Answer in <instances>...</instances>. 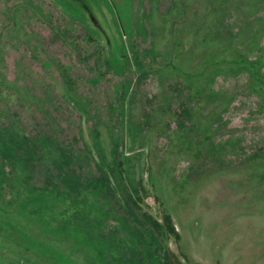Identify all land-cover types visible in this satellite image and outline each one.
<instances>
[{
    "label": "rangeland",
    "instance_id": "obj_1",
    "mask_svg": "<svg viewBox=\"0 0 264 264\" xmlns=\"http://www.w3.org/2000/svg\"><path fill=\"white\" fill-rule=\"evenodd\" d=\"M192 262L264 264V0H0V264Z\"/></svg>",
    "mask_w": 264,
    "mask_h": 264
},
{
    "label": "trees",
    "instance_id": "obj_2",
    "mask_svg": "<svg viewBox=\"0 0 264 264\" xmlns=\"http://www.w3.org/2000/svg\"><path fill=\"white\" fill-rule=\"evenodd\" d=\"M163 224L166 226V229L169 233H171L174 237H176V232L173 229L171 223L168 220V216L163 214ZM192 264H198L197 262H192Z\"/></svg>",
    "mask_w": 264,
    "mask_h": 264
}]
</instances>
